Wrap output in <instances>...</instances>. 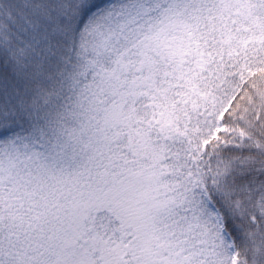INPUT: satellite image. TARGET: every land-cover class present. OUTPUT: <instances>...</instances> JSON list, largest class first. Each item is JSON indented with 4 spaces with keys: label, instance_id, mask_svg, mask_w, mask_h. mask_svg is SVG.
<instances>
[{
    "label": "snow or ice",
    "instance_id": "snow-or-ice-1",
    "mask_svg": "<svg viewBox=\"0 0 264 264\" xmlns=\"http://www.w3.org/2000/svg\"><path fill=\"white\" fill-rule=\"evenodd\" d=\"M0 264H264V0H0Z\"/></svg>",
    "mask_w": 264,
    "mask_h": 264
}]
</instances>
